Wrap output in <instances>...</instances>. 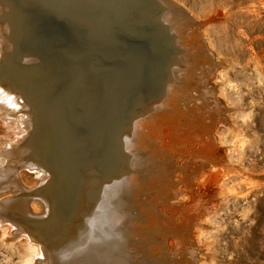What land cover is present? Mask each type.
<instances>
[{"label": "bare ground", "instance_id": "1", "mask_svg": "<svg viewBox=\"0 0 264 264\" xmlns=\"http://www.w3.org/2000/svg\"><path fill=\"white\" fill-rule=\"evenodd\" d=\"M214 18L181 0H0V220L38 245L30 264H204L199 204L236 122Z\"/></svg>", "mask_w": 264, "mask_h": 264}, {"label": "rangeland", "instance_id": "2", "mask_svg": "<svg viewBox=\"0 0 264 264\" xmlns=\"http://www.w3.org/2000/svg\"><path fill=\"white\" fill-rule=\"evenodd\" d=\"M181 1L195 11L215 16L211 25L218 23L219 37L216 33L214 39L217 45L221 43L231 67L228 92L235 108L232 120L238 123L233 122V135L226 134L229 173L226 170L213 195L198 203L205 213L199 217L204 231V264H264V0L257 8L250 2L249 10L233 0L221 6L209 0L212 4L206 10L193 6L195 0ZM224 118L219 122L222 127L226 126ZM13 127L25 132L21 124ZM4 129L0 123V130ZM16 230L0 220V264H30L38 258L34 251L38 245L30 246L26 235H15Z\"/></svg>", "mask_w": 264, "mask_h": 264}, {"label": "water", "instance_id": "3", "mask_svg": "<svg viewBox=\"0 0 264 264\" xmlns=\"http://www.w3.org/2000/svg\"><path fill=\"white\" fill-rule=\"evenodd\" d=\"M26 157H28V155H26Z\"/></svg>", "mask_w": 264, "mask_h": 264}]
</instances>
